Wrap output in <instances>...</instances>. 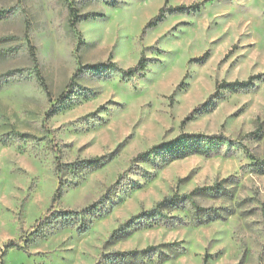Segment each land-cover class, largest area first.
<instances>
[{"label":"rangeland","instance_id":"obj_1","mask_svg":"<svg viewBox=\"0 0 264 264\" xmlns=\"http://www.w3.org/2000/svg\"><path fill=\"white\" fill-rule=\"evenodd\" d=\"M205 260L264 264V0H0V264Z\"/></svg>","mask_w":264,"mask_h":264},{"label":"trees","instance_id":"obj_2","mask_svg":"<svg viewBox=\"0 0 264 264\" xmlns=\"http://www.w3.org/2000/svg\"><path fill=\"white\" fill-rule=\"evenodd\" d=\"M205 3V2H204ZM204 3L202 4H197V5H192V6H177V7H173V8H167V4L160 9L159 14L153 19L151 20L148 25L145 27V30H147L148 28L152 27V25L159 20L164 14L166 13H170V14H181V13H189L191 11H196L198 8L202 7L204 5ZM168 11V12H167ZM75 16V14H73V17ZM29 46H30V51L31 54L33 56L34 62H35V66L37 69V77L40 79L43 87H45V89L47 90V85H46V81L43 78L42 74L39 71V63L37 60V54H36V48L29 42ZM148 67L147 64V60L145 58H142L140 60V62L134 67L131 68L129 70L123 71L122 73L125 75V77L127 79H131L134 78L136 75H141L142 73H144L146 71ZM252 79L249 80L247 83H241V82H235V83H224L222 86H220L222 89H237V88H243L247 85H249V83H251ZM192 142H189V148L186 147L183 151H177L175 154H173V158L174 159H183L189 155H202V156H207V157H213L216 156L217 153H219L218 151H216L213 142L210 141L208 139L202 138V136H197V137H192ZM186 144V145H188ZM217 145V144H216ZM198 190H196V192L193 193V195H179V194H175L173 196L170 197H166L163 201L159 202L152 210L145 212L142 214V216H140V218L148 217V224L150 223L149 221H153L155 224L157 225H161V221L159 219H161V217H165L164 215V211L167 208H176V207H182V205H186L187 203L191 202L192 197L194 196L195 193H197ZM62 190L58 189L57 193L55 194V196L53 197L52 200V205L50 207V209L48 210V214L49 215L54 209H55V205L56 203L61 199L62 197ZM175 219V217H167V220L170 219ZM135 219H139L135 218ZM68 221V220H66ZM134 220H131L127 225L131 224ZM124 226H122L120 229L124 228ZM120 229H118L117 231L114 232L113 237H116L119 232ZM13 243H10L7 247H12ZM155 250V248H149V251H153ZM137 252L131 253V254H127V256H133L136 255ZM204 264H208V261L205 260Z\"/></svg>","mask_w":264,"mask_h":264}]
</instances>
